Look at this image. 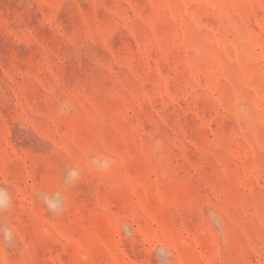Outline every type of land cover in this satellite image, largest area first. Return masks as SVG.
<instances>
[{
  "label": "rangeland",
  "instance_id": "obj_1",
  "mask_svg": "<svg viewBox=\"0 0 264 264\" xmlns=\"http://www.w3.org/2000/svg\"><path fill=\"white\" fill-rule=\"evenodd\" d=\"M0 264H264V0H0Z\"/></svg>",
  "mask_w": 264,
  "mask_h": 264
},
{
  "label": "clouds",
  "instance_id": "obj_2",
  "mask_svg": "<svg viewBox=\"0 0 264 264\" xmlns=\"http://www.w3.org/2000/svg\"><path fill=\"white\" fill-rule=\"evenodd\" d=\"M7 205V197L0 193V208L5 207Z\"/></svg>",
  "mask_w": 264,
  "mask_h": 264
}]
</instances>
